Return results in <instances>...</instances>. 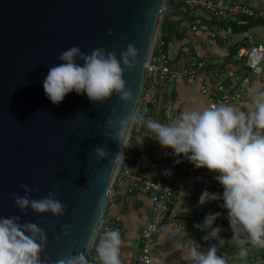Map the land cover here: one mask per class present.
Wrapping results in <instances>:
<instances>
[{
  "label": "water",
  "instance_id": "1",
  "mask_svg": "<svg viewBox=\"0 0 264 264\" xmlns=\"http://www.w3.org/2000/svg\"><path fill=\"white\" fill-rule=\"evenodd\" d=\"M166 1L0 0V216L38 223L47 238L42 259L54 261L71 251L87 260L91 252L119 169L113 170L108 159L99 160L93 147L107 144L110 154L119 151L117 141L105 138L113 131L107 118L112 109L120 116L137 112L150 55L159 35L167 40L160 30L162 18H188ZM128 43H135L139 64L123 77L134 94L126 111L116 95L95 105L75 91L59 104L45 95L43 80L60 63V52L79 46L90 54L103 47L119 59ZM22 183L33 189V199L55 192L66 205L65 214L56 218L31 208L22 214L12 200L13 194L24 195ZM63 224L72 225L68 236L61 232Z\"/></svg>",
  "mask_w": 264,
  "mask_h": 264
},
{
  "label": "clouds",
  "instance_id": "2",
  "mask_svg": "<svg viewBox=\"0 0 264 264\" xmlns=\"http://www.w3.org/2000/svg\"><path fill=\"white\" fill-rule=\"evenodd\" d=\"M58 60L60 63L53 64L43 80L45 95L53 104L61 103L73 91L78 95L86 94L94 105L116 95L124 103L125 111L134 101L133 91L123 77L125 71H132L139 64L135 43H128L126 50L119 53V59L115 51L103 47L87 54L79 46H71L59 53ZM106 125L113 131L105 134V138L117 141L119 151L110 154L107 144H102L94 146L93 152L99 160L108 159L113 170L125 165L124 149L132 146L127 135L129 128L140 125L146 132L137 138L136 144L142 145L145 137L154 139L162 148H171L173 155H183L196 169L206 168L216 173L214 179L223 188L222 196L205 189L199 204L222 200L220 206L227 210L232 236L225 241L220 237L222 229L213 227L221 213L208 214L202 224L194 227L207 232L204 241L214 239L218 244L201 251L200 244L189 240V246L181 251L183 261L227 264L225 254L218 255L220 246L226 242L237 250L240 258L247 256L248 246L264 248V91L255 93L248 110L229 103H212L202 110H186L165 124L153 118L145 119L136 111L120 116L112 109ZM20 188L24 195L13 194L12 200L22 214L27 215L29 208L38 214L51 213L56 218L65 214L66 205L55 192L49 191L47 196L33 199L32 188L23 183ZM71 229L70 224L61 225L64 236H68ZM46 242V233L38 223H21L20 216H0V264H87L80 252L73 255L69 251L54 261L50 257L42 259ZM122 243L118 229L105 230L96 244L101 264H121Z\"/></svg>",
  "mask_w": 264,
  "mask_h": 264
},
{
  "label": "crops",
  "instance_id": "3",
  "mask_svg": "<svg viewBox=\"0 0 264 264\" xmlns=\"http://www.w3.org/2000/svg\"><path fill=\"white\" fill-rule=\"evenodd\" d=\"M228 4H241L253 9L264 10V0H222ZM171 9V8H170ZM188 14V18L180 16L163 17L160 30L164 31L166 42L161 41V35L155 44V51H164L168 54L170 64L174 69H183L197 61H207L222 74L225 84L232 83L230 73L243 76L247 73L246 58L240 53L253 44L264 43V23L251 18L237 16L229 21L209 18L200 10L178 8ZM196 28V30H194ZM201 82L188 84L178 81L171 86L160 88L156 92L158 106L154 112V119L161 123L175 120L186 110H202L207 106L206 99L200 93ZM258 91H264V78H254L253 91L234 105L243 110L252 106V98ZM173 100L171 113L167 112V100ZM144 128L143 134L145 135ZM146 141L154 140L145 137ZM125 165L122 164L117 172L110 194L107 210L104 215L106 226L114 225L123 232L120 248L121 264H134L140 249V238L150 215L151 200L148 195L135 191L130 198L128 190L133 186L134 178L144 177L156 179L169 170L168 152L151 151L148 146H138L131 138ZM127 156H131L128 162ZM135 160V163L133 161ZM216 173L206 168L196 169L188 166L183 171V183L175 197L172 212L183 210L185 212V231L176 228L174 222L169 220L163 234L158 238L153 250L151 264H187L181 259V251L189 246V240H195L201 245V251L213 244L214 239L204 241L206 231L194 227L202 224L208 214H214L216 201L199 204L202 191L207 189L210 193L221 194L223 188L214 179ZM120 221H116V217ZM213 227L222 229L220 237L228 241L232 232L223 229L214 221ZM94 243L93 251L96 252ZM258 248V247H257ZM257 250V249H256ZM253 247L248 246L247 256L240 258L237 250L229 243L220 246L218 255L225 254L227 264H251L254 256ZM259 264V263H257Z\"/></svg>",
  "mask_w": 264,
  "mask_h": 264
},
{
  "label": "built area",
  "instance_id": "4",
  "mask_svg": "<svg viewBox=\"0 0 264 264\" xmlns=\"http://www.w3.org/2000/svg\"><path fill=\"white\" fill-rule=\"evenodd\" d=\"M166 6L171 9L200 10L209 18L216 20L229 21L233 17L242 16L264 23L263 9L256 10L241 4H228L222 0H167ZM240 55L246 58L247 73L243 76H236L230 73L233 79L232 83L227 85L219 69L208 65L206 60L193 62L190 66L183 69H174L170 64L168 54L164 51L157 52L154 47L149 58L145 84L137 112L142 114L145 119H154V112L158 106L156 92L160 88L171 86L178 81H184L188 84L200 81V93L206 99L207 106L220 102L233 104L242 100L252 93L254 78L256 76L264 78V43L253 44L249 48L244 49ZM172 109L173 100L169 97L166 110L171 113ZM167 123L169 121L165 124ZM143 131L144 127L133 125L131 138L134 139L135 144L138 137L144 136ZM145 144L151 151L168 152L169 170L166 174L156 179L134 178L133 186L127 192L128 198L137 190L148 195L151 200L149 219L141 235L140 249L134 264H151L153 250L158 238L165 231L169 220L174 222L178 230L185 231L186 229L184 222L185 212L183 210L172 212V207L183 183V171L191 163L183 155H173L171 148H162L156 140L146 141L144 138L142 145H136L144 146ZM128 150L129 148L126 149L127 152ZM127 159L129 162L132 157L127 156ZM177 160L180 163H177ZM115 219L120 221L121 218L117 216ZM107 229L118 228L114 225L106 226L103 218L102 226L96 239L98 237L101 238ZM119 231L121 238H123V232ZM93 247L87 257V264H101L97 253L93 251Z\"/></svg>",
  "mask_w": 264,
  "mask_h": 264
},
{
  "label": "trees",
  "instance_id": "5",
  "mask_svg": "<svg viewBox=\"0 0 264 264\" xmlns=\"http://www.w3.org/2000/svg\"><path fill=\"white\" fill-rule=\"evenodd\" d=\"M167 39V38H166ZM189 167H194L193 164L188 165ZM223 194V191L221 192V196ZM223 203L222 200H217V204L214 208V214L219 212L221 213V216L219 218H217L215 221L217 224H219L223 229H226L227 231H231L229 228V222H228V218H227V210L222 208L220 205ZM257 249V250H256ZM254 252V256H253V261L251 264H264V248H260V247H253Z\"/></svg>",
  "mask_w": 264,
  "mask_h": 264
},
{
  "label": "bare ground",
  "instance_id": "6",
  "mask_svg": "<svg viewBox=\"0 0 264 264\" xmlns=\"http://www.w3.org/2000/svg\"><path fill=\"white\" fill-rule=\"evenodd\" d=\"M95 243V242H94ZM92 250V249H91Z\"/></svg>",
  "mask_w": 264,
  "mask_h": 264
}]
</instances>
